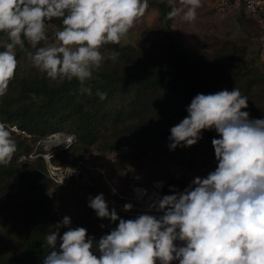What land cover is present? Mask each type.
I'll use <instances>...</instances> for the list:
<instances>
[{"label":"clouds","instance_id":"obj_1","mask_svg":"<svg viewBox=\"0 0 264 264\" xmlns=\"http://www.w3.org/2000/svg\"><path fill=\"white\" fill-rule=\"evenodd\" d=\"M169 4L167 19L194 22L202 0ZM148 7V0H0V33L7 38L0 51V97L15 78L17 47L50 80L75 79L80 93L91 95L86 82L107 59L115 62L120 55L113 51L106 57L102 47L126 40ZM53 18H62V30L54 33V43L38 47L48 40L47 22ZM25 40L32 50L25 48ZM96 95L107 98L100 90ZM247 107L248 98L238 88L197 94L188 115L170 129L169 147H190L203 131L215 129L220 137L212 140L215 171L195 177L183 192L170 189L173 194L152 202L149 210L163 212L159 219L143 214L126 221L114 208L109 210L103 194L90 196L88 207L98 218L119 220L118 226L96 241L85 228L69 227L65 216L62 223L68 230L46 236L51 250L43 264H264V119H249L242 111ZM14 131L0 122L2 166L10 165L18 151ZM132 207L125 204L124 210Z\"/></svg>","mask_w":264,"mask_h":264},{"label":"trees","instance_id":"obj_2","mask_svg":"<svg viewBox=\"0 0 264 264\" xmlns=\"http://www.w3.org/2000/svg\"><path fill=\"white\" fill-rule=\"evenodd\" d=\"M157 6L160 10L158 21L172 37L171 43L161 47L158 54L150 52L149 55L132 46L104 45L102 49L119 52L120 55L115 62H105L93 74L94 79L86 82L85 87L92 89L91 95L81 94L80 84L75 79L63 83L50 80L46 74L32 67L25 52L17 47L19 64L15 78L10 82L7 93L0 97L1 122L18 124L40 137L54 131L72 134L74 144L52 158L51 162L56 165H75L86 159L87 149L95 145L115 151L118 161L126 165L133 158L140 157L138 149L149 142L168 134L163 138L168 143L170 129L177 125L178 117L188 115L187 108L197 94H215L238 88L248 98V107L242 111L249 113V119L256 120L261 116L260 112L263 116L264 74L255 69L244 72L248 63L238 59L232 42H225L222 48L210 54L194 51L183 42H173L174 19H167L171 5L161 1ZM52 20L60 22L58 30H62L60 18ZM0 35L6 37L4 33ZM25 48L32 50L27 40ZM97 90L106 92L107 98L101 100L96 95ZM201 136L208 143V149L214 151L212 140L220 138L215 129L205 130ZM17 146L18 151L11 164L0 165V177L14 181L15 190L22 187L38 190L37 198L40 200L33 201V214L13 211L10 215L17 225L8 222L10 235L7 241L0 239V264H43L44 257L51 250L46 243L47 234L64 229H57L60 221L52 215L42 181L47 175L45 160L42 157L38 159L39 171L28 169V163L20 164L18 161L22 154L31 150L22 143ZM177 187L175 180H170L165 184V191L171 192L170 189ZM116 212L120 219L129 220L126 215ZM79 222L74 228H85L89 237L99 241L118 226L119 220L112 222L98 218L96 212L87 207ZM59 233L63 235V232Z\"/></svg>","mask_w":264,"mask_h":264},{"label":"rangeland","instance_id":"obj_3","mask_svg":"<svg viewBox=\"0 0 264 264\" xmlns=\"http://www.w3.org/2000/svg\"><path fill=\"white\" fill-rule=\"evenodd\" d=\"M161 1L169 3V0H148V9L129 31L126 40L120 43L121 46H132L137 51L149 55L150 52H157L158 54L161 47H166L171 43L172 37L168 36V31H166L163 23L158 21L160 10L157 4ZM210 6V0H202V7L197 10V18L194 22L184 21L180 17L174 18L172 41H175V43L183 42L194 51L209 54L222 48L225 42H232L236 46L235 52L239 55L238 59L248 63V68L244 72L255 69L260 74H264L257 53L260 32L256 19L247 14L245 10L230 12L221 16L214 12ZM60 21L62 22V18H60ZM47 23L49 25L46 33L48 40L41 42L39 46L54 43V33L60 29V22L56 20ZM4 41H6V37L0 35V51L1 48H4ZM101 51L106 57L112 52L107 49H101ZM107 61H110V59L105 62ZM260 115L257 119H264L262 112H260ZM186 116L185 114L184 117H178L176 123L179 124ZM11 126L15 128L13 138L17 145L22 143L23 146L31 150L28 154H22L23 159H20L19 163H28V169L37 171L40 168V161L38 160L40 157L45 160L47 165V159H49L51 153L56 152L52 157L59 153V151L57 152L60 148L59 145L57 147L48 146L50 144L49 139L53 135H58L61 140L74 138L72 134L61 131L50 132L40 137L32 134L27 129L19 127L18 124ZM168 136L167 134L164 137ZM163 138L153 140L140 147L138 151L141 156L133 158L131 163L126 165L118 161L119 156L115 151L104 149L101 145L88 148L85 160L98 166L104 173L103 176L97 172L90 173L93 185L89 193L70 185L58 188L49 180L47 172L42 181L46 187L51 207L53 202L58 201L59 203V213H54L52 207V215L60 221L58 224L60 227L57 229H64L59 232L64 233L68 230L62 223L65 216L70 218L71 224L69 227L73 229L80 223L81 215L85 214L88 207L90 196L94 198L98 194H103L109 210L115 209V197L105 177L113 187L121 191L128 190L129 187L136 184L152 182L166 184L170 180H175L176 186L185 190L192 184L195 177L206 178L218 166V161L214 156L215 151L208 149L209 146L205 140L200 139L190 147L181 145L175 150H170V140L168 139L169 142L167 143ZM23 150L22 148L21 151ZM16 188L14 181L0 177V239H5L4 241H7V237L10 235V230L7 228L10 225L8 222L17 225V222L10 217L12 212L20 211V213L26 215L33 214L34 211L31 209L32 206H35L33 201L40 200L37 198L38 190L28 187L15 190ZM30 203L32 204L30 205ZM4 241L1 242L5 244ZM176 245L178 247L183 246V242L177 241ZM3 248L6 249L5 246Z\"/></svg>","mask_w":264,"mask_h":264},{"label":"built area","instance_id":"obj_4","mask_svg":"<svg viewBox=\"0 0 264 264\" xmlns=\"http://www.w3.org/2000/svg\"><path fill=\"white\" fill-rule=\"evenodd\" d=\"M210 3V8L221 16L230 12L245 10L247 14L256 19L260 32L258 58L260 63L264 66V0H210ZM49 141L50 144H48V146L57 147L59 145L60 148L57 152H62L70 148L75 142V139L72 137L61 140V137L55 134ZM54 153L56 152H52L49 159H47V172L49 178L58 188L70 185L85 193H89L93 185V183H91L90 173L97 172L102 176L104 175L103 171L98 166L89 163L85 159L71 166L56 165L51 162ZM105 179L112 193L113 189H115V193H113L115 197V210L126 215L129 219H135L143 214L152 215L159 219V217L163 215V212L156 211L155 209L149 210V205L157 198L173 194L172 191L166 192L165 184L158 182L136 184L129 187L128 190L121 191L113 187L106 177ZM175 190L178 192L184 191V189L180 187H177ZM128 203L132 204L133 207L131 210L125 211L124 205ZM52 207L54 213H59L60 207L58 201L53 202ZM157 264H159V261ZM173 264H178V262L174 261Z\"/></svg>","mask_w":264,"mask_h":264}]
</instances>
